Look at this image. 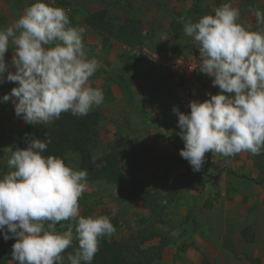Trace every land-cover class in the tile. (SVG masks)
Wrapping results in <instances>:
<instances>
[{
  "label": "clouds",
  "instance_id": "obj_1",
  "mask_svg": "<svg viewBox=\"0 0 264 264\" xmlns=\"http://www.w3.org/2000/svg\"><path fill=\"white\" fill-rule=\"evenodd\" d=\"M249 11L255 28L240 22L231 0L195 22L181 18L201 61L190 69L207 74L219 89L207 99L190 101L188 113L172 109L184 142L179 154L194 172L202 169L206 153H264V12ZM84 32L55 0L25 6L13 25L0 28V83L15 82L0 102L11 101L15 116L25 123L44 126L62 113L86 116L101 106L104 92L90 82L101 65L87 55ZM26 143L11 152L9 171L0 174V235L5 241L15 238L12 264H65V259L92 264L100 240L116 229L106 215L81 214L87 171L43 155L50 140L33 137ZM62 222H68L67 230L58 231V224L65 227ZM69 248L73 251L65 257Z\"/></svg>",
  "mask_w": 264,
  "mask_h": 264
},
{
  "label": "rangeland",
  "instance_id": "obj_2",
  "mask_svg": "<svg viewBox=\"0 0 264 264\" xmlns=\"http://www.w3.org/2000/svg\"><path fill=\"white\" fill-rule=\"evenodd\" d=\"M218 1L228 2L55 0V6L65 9L72 25L85 29L83 38L87 55L96 58L101 65L90 82L104 92V103L92 110L99 114V138L93 145L67 153V165L77 170L83 169L81 155L89 153L93 159L100 158L120 132L128 134L134 144L144 146L149 154L165 156L159 167L146 168L140 174L151 190L164 196L161 199L164 220L157 226L159 236L150 242L165 243L157 264H264L262 164L257 156L247 152L230 157L206 153L205 163L199 172H194L188 161L185 164L177 163V147H184L180 135L172 130L178 117L172 111L167 121L162 122L157 107L149 102L146 95L151 86L154 88V80L157 81L164 74L137 58L133 52L135 46L143 44L174 54L194 50L191 38L184 35L181 18L195 22L202 15L212 13ZM33 2L0 0V28L13 25L25 6ZM231 3L240 10V22L255 28V16L249 9L264 12V0H231ZM101 8L106 10L107 19L113 23V32L106 44L102 43V35L84 21L88 13ZM126 17L141 21L142 41L138 44H128L114 36L117 25ZM11 56L10 49L5 53L6 61L10 62ZM211 79L205 73L200 74L190 101H202L208 98V93L219 91L212 85ZM167 84L173 92L169 98L172 107H178L184 113L190 112V101L181 102V91L174 89L169 81ZM14 86L15 82L0 83V97L10 94ZM44 127L42 124H27L16 117L11 101L0 102V174L9 171L7 159L12 144L19 136L26 132L25 141L33 137L39 139L38 135ZM166 168L168 173L160 177ZM185 172L192 177V182L182 187L177 196L170 200L165 195L170 181ZM79 204L83 216H108L117 228L112 236L115 240H128L134 233L138 219L147 215L139 199L121 197L113 184L103 180L88 181ZM247 225L254 232V239L250 243L243 241L240 234V230ZM226 226L232 230L233 251L221 247ZM176 253L178 258L175 260ZM8 264H12L11 259Z\"/></svg>",
  "mask_w": 264,
  "mask_h": 264
},
{
  "label": "trees",
  "instance_id": "obj_3",
  "mask_svg": "<svg viewBox=\"0 0 264 264\" xmlns=\"http://www.w3.org/2000/svg\"><path fill=\"white\" fill-rule=\"evenodd\" d=\"M223 3L217 2L216 7ZM211 14V13H210ZM85 23L102 35V43L106 44L113 32V23L107 19V12L104 8L91 11L85 16ZM114 36L120 41L128 44H138L141 38V21L137 18L126 17L116 27ZM162 78L156 79L154 88L148 90V100L158 109L159 118L162 122L167 121V117L172 112V105L169 98L173 95L172 89L168 86L169 75L163 73ZM172 130L180 132L178 124L172 125ZM26 132L19 136L11 146L10 154L17 148H25L27 141L24 140ZM100 135L99 114L91 111L86 116H73L71 113H62L60 118L46 125L39 133V139L48 144L43 155H53L64 159L67 164V153L77 152L82 148L93 145ZM177 163L185 164L187 160L180 156V149L177 147ZM1 155V154H0ZM165 156L151 155L144 146L134 144L126 133H118L113 143L108 146L105 153L100 158L93 159L89 153H83L80 158L81 166L87 171V181L103 180L113 184L121 197L129 199H139L141 205L147 211V215L138 219L134 233L128 240H115L105 237L100 240L99 251L96 253L92 264H157L162 257L164 242L151 244L159 236L157 226L164 220V205L162 197L157 191L150 189L148 184L141 177V172L146 168L159 167L163 164ZM257 160L262 164L264 171V153L257 156ZM168 173L166 168L160 177ZM192 182V177L186 172L175 176L169 184V190L165 194L169 199H174L182 187ZM67 229L68 222H62ZM114 225V224H113ZM116 231L117 228L114 225ZM57 228H61L60 224ZM241 237L246 243L254 239V232L250 225L240 230ZM14 240L5 241L0 235V264H8L11 259L12 244ZM77 242L74 243V245ZM221 247L233 251L234 244L232 230L226 226ZM69 248L63 254L72 252ZM178 258L175 254L174 259ZM66 263L67 260L65 259ZM258 261V259H257ZM257 262H254L256 264Z\"/></svg>",
  "mask_w": 264,
  "mask_h": 264
},
{
  "label": "built area",
  "instance_id": "obj_4",
  "mask_svg": "<svg viewBox=\"0 0 264 264\" xmlns=\"http://www.w3.org/2000/svg\"><path fill=\"white\" fill-rule=\"evenodd\" d=\"M133 52L137 58L169 75L171 86L181 91L179 95L181 102L190 101L193 88L202 73L198 68L190 69V67H198L201 62L198 49L174 54L167 53L164 49H152L143 44L135 46Z\"/></svg>",
  "mask_w": 264,
  "mask_h": 264
}]
</instances>
